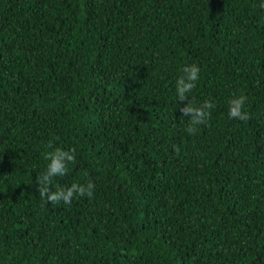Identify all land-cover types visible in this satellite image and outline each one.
Returning a JSON list of instances; mask_svg holds the SVG:
<instances>
[{
  "label": "trees",
  "instance_id": "obj_1",
  "mask_svg": "<svg viewBox=\"0 0 264 264\" xmlns=\"http://www.w3.org/2000/svg\"><path fill=\"white\" fill-rule=\"evenodd\" d=\"M260 3L0 0V264H264ZM192 64L189 98L215 105L195 135ZM57 147L76 163L50 188L92 198L40 197Z\"/></svg>",
  "mask_w": 264,
  "mask_h": 264
},
{
  "label": "clouds",
  "instance_id": "obj_2",
  "mask_svg": "<svg viewBox=\"0 0 264 264\" xmlns=\"http://www.w3.org/2000/svg\"><path fill=\"white\" fill-rule=\"evenodd\" d=\"M261 10H264V0H261L259 4ZM183 75L176 80V95L178 101H185L187 103L179 108L181 117L187 116L188 127L185 129L191 135L197 133V125L205 124L207 118L211 114V109L215 105L205 100L199 105L195 104L190 98L189 93L195 87V83L199 78V67L195 64L187 65L182 68ZM247 101V97L243 94L239 96H233L228 101V117L230 119L247 120L249 115L244 111V105ZM51 147V144H49ZM174 151H179V148H174ZM45 160L48 161L44 172L41 174L38 180V187L36 191L39 192L41 198L46 202L57 204L63 202L70 205L74 197H93V190L95 188L94 183L89 180L86 184L72 183L67 187H60L59 185L52 190L50 188L52 178L57 176H65L68 171L69 164L76 163L75 149L64 150L57 147L52 151L46 152L44 155Z\"/></svg>",
  "mask_w": 264,
  "mask_h": 264
}]
</instances>
